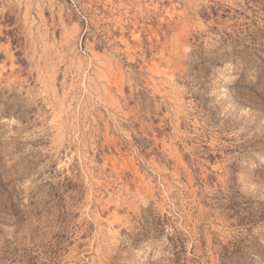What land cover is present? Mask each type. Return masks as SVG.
Here are the masks:
<instances>
[{
  "label": "rangeland",
  "instance_id": "1",
  "mask_svg": "<svg viewBox=\"0 0 264 264\" xmlns=\"http://www.w3.org/2000/svg\"><path fill=\"white\" fill-rule=\"evenodd\" d=\"M0 264H264V0H0Z\"/></svg>",
  "mask_w": 264,
  "mask_h": 264
}]
</instances>
